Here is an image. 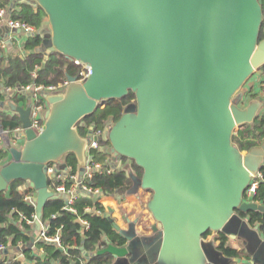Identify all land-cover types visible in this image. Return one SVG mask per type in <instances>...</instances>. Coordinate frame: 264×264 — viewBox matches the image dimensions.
Segmentation results:
<instances>
[{"label":"water","instance_id":"95a60500","mask_svg":"<svg viewBox=\"0 0 264 264\" xmlns=\"http://www.w3.org/2000/svg\"><path fill=\"white\" fill-rule=\"evenodd\" d=\"M25 2L40 6L50 25L39 50L91 70L86 80L68 75L62 91L44 94L40 132L31 127L30 101L5 98L23 130L20 145L8 147L10 160L0 164V193L19 179L36 190L35 236L48 200L67 198L50 188L48 165L66 174L67 155L74 153L83 176L94 158L92 131L79 132L83 119L131 90L136 100L111 126L104 149L113 161L127 157L143 169L142 176L129 171L128 193L152 191L148 209L156 222L142 234L137 219L127 217L122 228L109 216L126 241L106 239L90 255L109 253V264H230L215 238L204 237L211 231L240 241L251 264H264V236L238 213H264V204L244 200L264 165V141L246 151L233 142L263 107L261 98L245 103L243 91L264 65L262 0Z\"/></svg>","mask_w":264,"mask_h":264},{"label":"trees","instance_id":"16d2710c","mask_svg":"<svg viewBox=\"0 0 264 264\" xmlns=\"http://www.w3.org/2000/svg\"><path fill=\"white\" fill-rule=\"evenodd\" d=\"M8 0H0V6L6 7ZM264 10V0H262ZM20 10H13L11 16L15 19L26 22L36 28L38 33L30 35L26 42V48L30 50L25 56H19L7 53L4 49L0 51V87L17 88L32 84L37 85H57L67 79L68 75L80 76L83 65L69 60L65 55L54 52L46 56L44 52L38 49L43 42L41 29L43 21L46 18L44 10L30 2L21 4ZM259 39H264V21L262 23ZM264 72V65L260 68ZM20 95H14L13 98L17 103L26 105L30 99L25 92H19ZM135 94L130 90L129 93L117 99H110L99 105L94 114L83 119V124L79 128L81 135L86 136L91 126L104 127L109 120L118 121L124 113L127 105L134 103ZM0 126L8 130H15L21 126L18 114H8V111H0ZM264 141V112L255 118L254 125L243 124L233 135L234 144L241 150L246 151L253 146L260 145ZM102 146L107 147L110 143L106 140L101 141ZM7 150L0 149V162L4 159ZM94 159L103 164V171H95L91 179L86 180L87 185L93 188H101L106 194H112L116 190L123 191L132 184L126 170L116 169L108 172L110 168L106 163L110 156L109 151L93 150ZM112 158V157H111ZM123 160L129 158L123 157ZM133 161V160H132ZM67 164L72 166V172L79 171V164L74 153L67 155ZM133 168L138 176H142L143 169L133 161ZM262 179L259 184L255 200L264 204V165L260 170ZM67 186L71 185L70 180H64ZM26 181L19 179L13 181L9 188L0 193V245L7 247L15 245L16 241L21 239L24 242L31 240L30 231L32 224H29L23 215L28 219L34 220L36 214V206L34 203L25 199L24 193L20 191V187L24 186ZM50 187L51 183L49 182ZM32 187L25 192H34ZM27 194V193H26ZM246 192L244 193V199ZM86 203H76L77 213L66 209V201L61 197L48 200L43 209V220L48 224V234L61 235L62 244L65 247H58L54 243L37 241L38 245L45 248L46 257L33 252L32 249H26L27 263L19 260L0 261V264H109L113 257L109 253L103 255L92 256L88 261L85 259L84 251L94 252L102 246H106V239L114 244L123 245L125 239L115 230L114 222L105 214L96 212H88L85 210ZM98 209L104 211L102 204L95 201L91 204ZM238 213L248 219L252 226H258L260 233L264 236V213L259 211ZM83 217L90 222V227L83 231V224L80 221ZM212 234L208 231L204 237L209 238ZM214 237L216 245L226 256L233 260L230 264H235V260H245L244 264H251V256L247 253L243 245L240 249L232 247L229 244L230 237L218 232ZM84 261V263H83ZM262 264V263H255Z\"/></svg>","mask_w":264,"mask_h":264},{"label":"crops","instance_id":"0c3cea01","mask_svg":"<svg viewBox=\"0 0 264 264\" xmlns=\"http://www.w3.org/2000/svg\"><path fill=\"white\" fill-rule=\"evenodd\" d=\"M23 3H25V0H8L6 8H7L8 12H12L13 10H16V9L20 10L21 7H19V6ZM49 26L50 25H49V22H48L47 17H46L43 21V26L41 29V35L42 36H44L45 33L49 32ZM38 32L39 31L35 30L33 33L30 34L28 32H24L21 30L11 29L6 23H3L2 25H0V39L4 40L7 44V47L4 50L7 53H12V54L19 55V56H25L28 53H30V50H28L25 46L26 42H27L28 37L30 35H35ZM37 50H39V47ZM7 88L8 87H4V86L0 87V101H2V103L0 102V111H3V110L8 111V114L11 115V114H15V112L10 110L9 107L6 106V104L4 103L5 98L8 96L14 100L13 96L17 95V94L21 96V93H19L14 88H11L10 91ZM243 91L246 92L245 103H248L255 98H261L262 103H263V107H262L260 114L262 112H264V72L261 71L260 69L257 70L255 72V74L249 78V80L247 81V83L243 87ZM27 94H28L27 96L29 99L30 95H29V93H27ZM21 105H22V103H21ZM11 141H13V138H11ZM17 142H18V145L21 143L20 138L17 139ZM2 148L5 151L7 150V152H6L2 162H0V164H3L6 161H9L11 158V155L9 153L8 146H7L6 142H0V149H2ZM108 151H109V149H108ZM109 153H110V151H109ZM111 157L112 156L110 153V156L107 158L106 163L109 165V167L113 171L116 169L126 170V172L128 174L129 171L131 170L136 174V172L133 168V161L131 159H128V160L121 159L120 161H113ZM115 162H117V163L115 164ZM69 166H71V165H69ZM64 180H66V179L63 178L62 181H64ZM131 186H132V184H131ZM130 187L123 190V191L116 190L112 194H106L103 191V194L96 198V201L100 202L104 208V211L100 209L101 214L111 216L114 219V222L122 228L128 227V224L126 221L127 217L130 218L131 220L137 219L138 220V223H137L138 232H140L142 234H144V233L150 234L149 230L148 231L145 230L146 229L145 225H151V224H154L156 222L155 219L153 218L150 210L148 209V202L152 197V191L148 190V189H142L141 188L137 194H130V193H128V190L130 189ZM27 189H30V185L27 182L24 186L20 187V191L22 193H24V195L27 193V192H25ZM77 191L79 194L77 202L78 203H86L87 205L85 207V210L87 207H94V206H91V204L93 202H95L94 197H91L89 194L85 193L84 191L83 192L80 191L79 188H77ZM34 192L36 193V190ZM36 196H37V194H36ZM36 196H35V198H36ZM33 203L36 206V203L35 202H33ZM92 212H95V211H92ZM29 224L33 225L32 229L30 231L31 240L26 243L23 240L19 239L16 241L15 245L10 246L6 249V250H8V252H4L5 250L0 251V261L19 260V261H22L23 263L24 262L27 263V257H26V249L27 248L32 249L33 252H35L36 254L41 256V258H43V259L46 257L45 248L41 245H38L37 240H36L37 236H35V234H34V232L36 230L35 222L29 223ZM41 224L47 225L48 223L46 221H44L42 218ZM229 244L232 247H235L238 249H240V246L242 245L240 241L233 240L231 238H230ZM102 247H105V246L101 245L98 248V250L101 249ZM96 251H94V252H96ZM94 252H92V253H94ZM92 253L87 252V251L83 252V254H85L84 256H85L86 261H88L92 257V255H90ZM244 263H246L245 260H237V259L235 260V264H244Z\"/></svg>","mask_w":264,"mask_h":264},{"label":"built area","instance_id":"2783aa9c","mask_svg":"<svg viewBox=\"0 0 264 264\" xmlns=\"http://www.w3.org/2000/svg\"><path fill=\"white\" fill-rule=\"evenodd\" d=\"M10 13L11 12H8L6 7L0 6V25L6 23L11 29L21 30L24 32H28L30 34L36 30V28L27 24L26 22L13 18ZM6 47H7L6 42L0 39V51L5 49ZM90 73L91 70L84 67L80 73V76H77V78L80 81H84L86 80V78L89 76ZM68 83L69 81L68 79H66L62 83H59L57 85L44 86V85L32 84V85L15 88V90H17L18 92H23V93L26 92L29 93L30 95L29 99L32 104L31 116H30L31 127L36 132H40L42 130L45 121V112L48 108V103L44 97V94L58 93L62 91L67 86ZM7 89L10 91L11 87H8ZM114 123L115 122L113 120H109L107 121L104 127H95V126L90 127L89 131H92L91 134L92 139L90 141L89 154H92L93 150H98V149L106 150L104 149V146H102L101 141L105 140L104 138L106 134L109 132L111 126ZM22 130H23L22 126L16 128L15 130H8L0 126V142H6L8 147L10 145L19 146L20 144L18 145L17 139L19 138L18 134H20ZM11 138H13V141H11ZM8 140H10V144ZM97 170L103 171V164L96 161L94 158L88 159L86 171L83 176H80L79 171L76 173L72 172V167L69 165H68L67 173L64 174L62 169L56 163H50L48 165V171H47L49 182L51 183L52 186L50 188L61 195H66L67 197L65 198L66 209H68L71 212L77 213V208L75 206L77 199L79 197L77 188H79L80 191L82 192L84 191L85 193L89 194L91 197H94L95 201L98 196L103 194V190L101 188H93L87 185L86 183V180L91 179L93 173ZM107 171L112 172L113 170L111 168H108ZM262 177L263 176L261 172H259L252 179L249 187L246 190V198L244 199L245 201H256L255 196L257 194ZM63 178L64 179L68 178L71 182V185L67 186V184L62 181ZM35 196H36L35 192H27V194H25L24 197L25 199L33 203ZM86 211L88 212L95 211L96 213L101 214V210L97 209L96 207H87ZM36 218H37L36 214L33 217L34 220L28 219L26 216L23 215V219H26L28 223H34ZM80 221L84 226L83 231L87 230L90 227L89 220L80 217ZM36 238L37 241L42 240L45 242L54 243L58 247H65L62 244L61 235L59 233L54 235L48 234V225H42V229L39 231ZM7 248L8 247L4 244L0 245V251L6 250Z\"/></svg>","mask_w":264,"mask_h":264},{"label":"rangeland","instance_id":"374dc122","mask_svg":"<svg viewBox=\"0 0 264 264\" xmlns=\"http://www.w3.org/2000/svg\"><path fill=\"white\" fill-rule=\"evenodd\" d=\"M49 31H50V26H49ZM147 226H148V225H145V228H146L145 230H146V231H147ZM214 234H215V235H214ZM216 235H217L216 233H212V234L209 235V237L212 238V237H215Z\"/></svg>","mask_w":264,"mask_h":264}]
</instances>
